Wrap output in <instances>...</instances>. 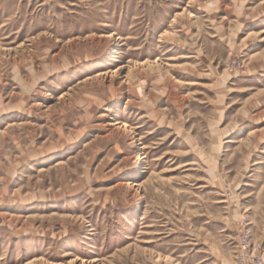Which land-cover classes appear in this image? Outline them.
<instances>
[{
	"label": "rangeland",
	"instance_id": "rangeland-1",
	"mask_svg": "<svg viewBox=\"0 0 264 264\" xmlns=\"http://www.w3.org/2000/svg\"><path fill=\"white\" fill-rule=\"evenodd\" d=\"M0 264H264V0H0Z\"/></svg>",
	"mask_w": 264,
	"mask_h": 264
},
{
	"label": "bare ground",
	"instance_id": "bare-ground-1",
	"mask_svg": "<svg viewBox=\"0 0 264 264\" xmlns=\"http://www.w3.org/2000/svg\"><path fill=\"white\" fill-rule=\"evenodd\" d=\"M107 38H112V37H111V36H110V37L108 36ZM58 164H59V163H58Z\"/></svg>",
	"mask_w": 264,
	"mask_h": 264
}]
</instances>
